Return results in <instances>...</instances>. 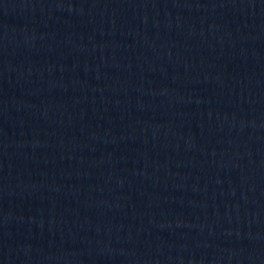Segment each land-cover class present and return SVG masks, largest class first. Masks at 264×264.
Instances as JSON below:
<instances>
[{"label":"water","instance_id":"water-1","mask_svg":"<svg viewBox=\"0 0 264 264\" xmlns=\"http://www.w3.org/2000/svg\"><path fill=\"white\" fill-rule=\"evenodd\" d=\"M0 264H264V0H0Z\"/></svg>","mask_w":264,"mask_h":264}]
</instances>
